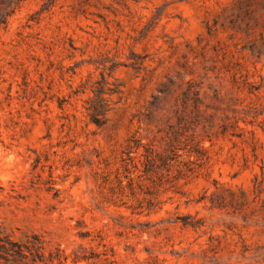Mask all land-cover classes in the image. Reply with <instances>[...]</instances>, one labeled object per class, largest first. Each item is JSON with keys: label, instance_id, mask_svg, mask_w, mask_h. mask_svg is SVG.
<instances>
[{"label": "rangeland", "instance_id": "obj_1", "mask_svg": "<svg viewBox=\"0 0 264 264\" xmlns=\"http://www.w3.org/2000/svg\"><path fill=\"white\" fill-rule=\"evenodd\" d=\"M0 12L3 233L65 264H264V0Z\"/></svg>", "mask_w": 264, "mask_h": 264}, {"label": "trees", "instance_id": "obj_2", "mask_svg": "<svg viewBox=\"0 0 264 264\" xmlns=\"http://www.w3.org/2000/svg\"><path fill=\"white\" fill-rule=\"evenodd\" d=\"M3 14L0 12V15ZM7 16V14H4ZM102 91L98 90L96 100L86 109L89 112L90 121L96 126H101L105 122V115L108 109L106 108V101L100 98ZM137 149V142L127 149L125 153V164L133 165V159L131 157V150ZM170 148V147H169ZM148 151V150H147ZM174 149H170V153H173ZM169 155L159 156L153 154L152 151H148L144 156V173L152 172L156 165V161H160L163 165H166L170 160ZM136 168V166H132ZM67 257L63 256L62 251L56 249L55 254L49 253L47 256L43 252V242L37 235H31L26 238L25 241H16L11 236L3 233L0 230V264H65ZM87 260L86 257L75 256L73 263L78 261Z\"/></svg>", "mask_w": 264, "mask_h": 264}]
</instances>
